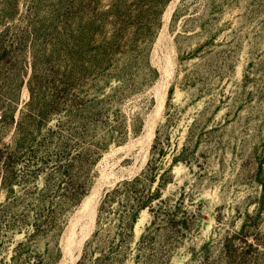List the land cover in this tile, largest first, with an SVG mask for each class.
I'll list each match as a JSON object with an SVG mask.
<instances>
[{
  "label": "rangeland",
  "instance_id": "rangeland-1",
  "mask_svg": "<svg viewBox=\"0 0 264 264\" xmlns=\"http://www.w3.org/2000/svg\"><path fill=\"white\" fill-rule=\"evenodd\" d=\"M0 264H264V0H0Z\"/></svg>",
  "mask_w": 264,
  "mask_h": 264
},
{
  "label": "trees",
  "instance_id": "trees-1",
  "mask_svg": "<svg viewBox=\"0 0 264 264\" xmlns=\"http://www.w3.org/2000/svg\"><path fill=\"white\" fill-rule=\"evenodd\" d=\"M149 168L152 169L153 165H150ZM67 170L69 171V164ZM142 180V176L137 175L132 179H126L120 182L112 191L107 192L103 200L101 211L106 208L107 203L113 201L122 194L135 198V201H133L132 203L123 205L128 213V219L123 224V234H129L134 226V223L137 220L140 209L151 205L149 204V201L156 195L154 191H151V189L149 188L147 189V187L145 188V186L138 187V183H140V181ZM65 182L66 185L62 188L64 190L63 194L65 193L64 196H66L70 200L75 199L80 193L85 190V184L75 185L74 180L71 179V176H69ZM162 203H164V200L161 201V203L158 205V208H156L155 205H152L153 207H150L153 209L157 217L160 214H169L170 221H173L176 212H170L168 207H164L165 205H163Z\"/></svg>",
  "mask_w": 264,
  "mask_h": 264
}]
</instances>
